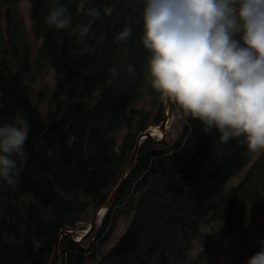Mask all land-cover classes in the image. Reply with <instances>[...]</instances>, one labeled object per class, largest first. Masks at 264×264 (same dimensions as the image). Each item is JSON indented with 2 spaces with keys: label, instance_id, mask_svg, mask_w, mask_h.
<instances>
[{
  "label": "trees",
  "instance_id": "trees-1",
  "mask_svg": "<svg viewBox=\"0 0 264 264\" xmlns=\"http://www.w3.org/2000/svg\"><path fill=\"white\" fill-rule=\"evenodd\" d=\"M18 2L0 0V122L19 117L30 132L18 182L0 183V264H48L61 231L89 224L106 204L138 135L164 121L166 98L147 78L140 0H63L73 26L59 31L45 22L50 0H29L35 55ZM90 20L81 40L75 26ZM126 26L132 35L117 40ZM49 70L43 111L33 85ZM174 109L179 138L144 140L98 229L80 243L63 235L57 264H246L259 249L264 151L222 144L173 100Z\"/></svg>",
  "mask_w": 264,
  "mask_h": 264
},
{
  "label": "clouds",
  "instance_id": "clouds-1",
  "mask_svg": "<svg viewBox=\"0 0 264 264\" xmlns=\"http://www.w3.org/2000/svg\"><path fill=\"white\" fill-rule=\"evenodd\" d=\"M142 35L149 53L147 78L162 97L174 100L203 131L222 144L235 141L264 151V0H140ZM99 18L96 8L85 10ZM46 24L73 26L63 0H50ZM91 20L75 26L83 40ZM132 35L125 27L117 36ZM87 49L81 50L84 54ZM128 71H134L131 65ZM30 126L22 118L0 122V183L14 186L27 159ZM246 264H264V240Z\"/></svg>",
  "mask_w": 264,
  "mask_h": 264
},
{
  "label": "rangeland",
  "instance_id": "rangeland-1",
  "mask_svg": "<svg viewBox=\"0 0 264 264\" xmlns=\"http://www.w3.org/2000/svg\"><path fill=\"white\" fill-rule=\"evenodd\" d=\"M16 10L18 11L20 17L24 20V23L28 29L29 34V40L33 46V55H35L36 49L41 45V41H35L32 34H31V5L29 0H19L18 5L16 6ZM54 86V75L51 70L47 71L34 85V94H35V103H39V106L41 110L45 111L46 109V100L48 99L49 95L51 94ZM182 114L179 112V110L174 109L173 110V117L172 121L167 128V134L166 136L168 137L169 140H174L176 141L181 133L182 130ZM245 171H243L240 175L236 176L235 178L232 179L231 184H236L242 179ZM103 207V206H102ZM105 214H103L104 217ZM101 216V221L103 219ZM101 221L96 225V229L101 224ZM91 226V222L89 224L81 223L79 226L74 230L71 231L72 235L70 236L75 239L79 240L85 232L89 230V227ZM126 228V223L124 221H121L119 224V228L114 235V238L112 241H116L121 234L123 233V230ZM67 230V229H66ZM70 231V230H68ZM77 238V239H76ZM230 259H227V261L224 264H231ZM60 264V263H59Z\"/></svg>",
  "mask_w": 264,
  "mask_h": 264
},
{
  "label": "water",
  "instance_id": "water-1",
  "mask_svg": "<svg viewBox=\"0 0 264 264\" xmlns=\"http://www.w3.org/2000/svg\"><path fill=\"white\" fill-rule=\"evenodd\" d=\"M173 117V100L166 98V102H165V118L164 121L159 125L161 132L163 133L161 136H159L158 138H155L153 136V133L151 131V128H149L147 131L142 132L141 134L138 135V137L136 138L135 141V146L133 149V152L131 153V156L129 158L128 164L126 166L125 172L121 178V180L119 181L117 187L115 188V190L112 192L111 196L109 197L108 201L106 202V210L109 208V206L114 202V200L116 199L119 191L121 190V188L124 186V184L126 183V181L128 180V178L130 177L131 173L134 170V166H135V162L139 153V150L141 148V145L143 144L144 140L150 138L152 140H154L155 142H161L165 139L166 134H167V128L169 127L171 120ZM103 217V216H102ZM101 221V217L99 216V210L96 212L94 218L91 220V226L89 227V230L87 232L84 233V235L79 239V240H75L77 243L82 242L92 231L93 229L96 227V225ZM72 235L71 231L68 230H63L61 231V233L58 236L57 242H56V246L55 249L53 251V254L51 256V259L49 261L48 264H57V260H58V256H59V247H60V240L61 237L63 235Z\"/></svg>",
  "mask_w": 264,
  "mask_h": 264
},
{
  "label": "bare ground",
  "instance_id": "bare-ground-1",
  "mask_svg": "<svg viewBox=\"0 0 264 264\" xmlns=\"http://www.w3.org/2000/svg\"><path fill=\"white\" fill-rule=\"evenodd\" d=\"M172 121V120H171ZM151 131L152 132H154L153 133V136L155 137V138H158L159 136H161L163 133L161 132V130H160V127L159 126H157V127H151ZM106 205H104L103 207H101L100 209H99V216L101 217V216H103V214H105V212L107 211L106 210ZM78 240V239H77Z\"/></svg>",
  "mask_w": 264,
  "mask_h": 264
}]
</instances>
